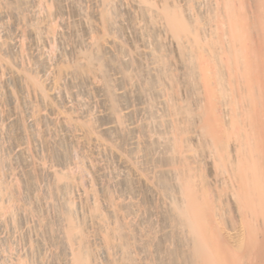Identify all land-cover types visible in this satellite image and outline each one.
Returning a JSON list of instances; mask_svg holds the SVG:
<instances>
[{
    "label": "bare ground",
    "instance_id": "6f19581e",
    "mask_svg": "<svg viewBox=\"0 0 264 264\" xmlns=\"http://www.w3.org/2000/svg\"><path fill=\"white\" fill-rule=\"evenodd\" d=\"M41 1L0 0L1 22L19 33L0 39V62L13 79L3 96L9 138L23 149L19 175L32 191L42 172L66 196L61 233L50 226L56 255L65 264H264V0H44L40 18ZM56 34L60 52L44 57L35 46ZM19 36L32 66L17 62ZM24 116L45 146L36 167L24 154ZM76 149L90 161L76 162L78 172L94 181L82 216L71 197ZM3 180L10 218L1 212L0 228L14 231L15 180Z\"/></svg>",
    "mask_w": 264,
    "mask_h": 264
},
{
    "label": "rangeland",
    "instance_id": "374dc122",
    "mask_svg": "<svg viewBox=\"0 0 264 264\" xmlns=\"http://www.w3.org/2000/svg\"><path fill=\"white\" fill-rule=\"evenodd\" d=\"M43 2V3H42ZM48 2H49V0H48ZM38 4H40V3H38ZM40 5H42V6H40ZM40 5H38V7L36 6V8H37V10H39V11H37V10H35V12H37V15H36V13H35V15L37 16V17H43V16H45L46 14H47V12L46 11H48L47 10V6H45L46 4H45V1L43 0V1H41V4ZM40 6V7H39ZM44 7V8H43ZM39 8V9H38ZM41 11H42V13H41ZM38 12H40V15L38 14ZM46 12V13H45ZM45 14V15H44ZM39 15V16H38ZM65 16H67V15H65ZM68 17V16H67ZM67 17H65V19L67 18ZM64 19V20H65ZM70 19V18H69ZM68 18L66 19L67 21L69 20ZM5 20H7V18H5ZM4 19H3V21H5ZM56 20V19H55ZM61 20V19H60ZM58 18H57V21L56 22H58V21H60ZM6 22H8V20L7 21H5V22H3L5 25H2L1 26V24H3L2 22H1V19H0V39H3V40H5L6 39V36H9V38H11L12 37V34L11 33H14L13 35H19V33H16L15 31H16V29H14L13 28V25H12V23H11V21L9 20V22L8 23H6ZM60 22H62V21H60ZM60 22H58V24H59V26L63 29V27L64 26H62V24L63 23H60ZM10 23H11V25H12V27H10L11 25H10ZM4 26H6L8 29H9V31H7V28H5ZM58 26V31H60L61 29H60V27ZM5 28V29H4ZM60 29V30H59ZM6 30V31H5ZM15 30V31H14ZM10 31H12L11 33H10ZM14 31V32H13ZM20 32V35H21V31L20 30H17V32ZM5 32H7L5 35L3 34V33H5ZM16 35H15V37H16ZM22 36H23V33H22ZM54 36V39L52 38V36L50 37V38H48V40H47V45H46V43H45V47H44V43L42 42V44H41V42L39 43L41 46H43V47H41L40 45H39V47H41L40 48V50L38 49V43H36V45L37 46H35V44H33V46H35L36 47V50H38L39 52L41 51V49H42V51H41V53H42V55L44 56V57H53L55 54H56V52L58 53V52H60V43L58 42V39H57V34L56 35H53ZM55 36H56V38H55ZM4 37H5V39H4ZM24 37V36H23ZM8 38V37H7ZM53 39L52 41L54 42V40H57L55 43H53V42H50L51 40L50 39ZM13 39V38H12ZM12 39H7V40H12ZM19 39H22L23 41L22 42H27L28 41V38H27V36H26V40H25V38H20V36H19V38H18V40ZM2 40V41H3ZM13 40H15V42L13 41ZM12 41H13V43L15 44V49L17 50V45H18V47H20L19 46V44L21 45V40L19 41V42H21V43H19V42H16V41H18L17 40V38L15 39H13ZM30 41V40H29ZM49 42V43H48ZM58 42V43H57ZM19 43V44H18ZM50 43H52V45L50 44ZM23 44H25V43H23ZM22 44V46H25L24 48L22 47V49H21V47L20 48H18V49H21V50H17L18 51V53H19V55L21 54V59L19 58V57H17V58H19V59H17V62L18 63H20V65H28L27 63H28V61L30 62V61H32V59L31 58H28V53L30 52L29 51V49H27L28 48V46L29 45H27V44H29V42H27L25 45H23ZM53 44H54V47H53ZM26 46H27V48H26ZM58 46V47H57ZM26 48V49H25ZM46 48V50H43V49H45ZM57 48V49H56ZM24 49V51L26 50L27 52L25 53H23L22 52V50ZM35 49V48H34ZM52 49V50H51ZM5 50V49H4ZM53 51H55V52H52ZM44 53V54H43ZM48 53V54H47ZM22 54H23V56H22ZM47 54V55H46ZM50 54H52V56L50 55ZM9 55H10V53H9ZM46 55V56H45ZM22 57H24V59L22 58ZM7 58V57H6ZM11 58V56H9V58L8 59H10ZM13 58V57H12ZM50 58H48V59H50ZM31 59V60H30ZM11 60V59H10ZM21 60V61H20ZM23 61V62H22ZM25 61V62H24ZM12 61H10V63H11ZM5 62H0V98H2V99H0V159H2L1 161L2 162H4V161H6L7 162V164L5 163V164H3L1 161H0V166H1V168H0V181L1 180H3L4 178H7V180L9 181L10 179L11 180H15V186H13L14 188H16V189H14L13 187H11V188H13L14 190H12V193L13 194H15L14 195V197H15V200H14V206H15V208L17 209V207H18V209H17V211H18V220L17 221H19V223L17 222V224H18V226L19 227H16V229L13 231L12 229H8V231L10 230V231H13L12 233H10V236H9V238H10V240L8 241L9 243H12L13 245H10L8 242H6V243H3V241L1 242V236L2 237H5L6 236V234L7 235H9L8 233L10 232H8V231H6L7 229L5 228V227H3V228H0V242L2 243L1 245H0V254L2 255V257L4 256L5 258H3L6 262H4L5 264H57L58 263V261L60 262H62V263H64V261H62V259L60 258V257H58V255H56V252L58 251V249L56 248V245L55 244H51V243H53L52 241H51V239H50V236L49 235H51L50 234V230H51V228L52 227H54L55 228V230H56V232L58 231V233L60 232L61 233V230H62V227L60 226L61 225V222L60 221H58V220H60V217H59V213H58V209L60 208H58L57 207V205L58 206H60V202H62V201H64V199H63V197L65 198L66 196L64 195L65 193H60V191L59 190H57V193H55L56 192V190H52V188H51V185H50V183H51V179H50V177H48L46 174L44 175V173H42V172H36V175H35V177H36V179H35V181H36V186L35 187H38V188H34V189H39L38 191L37 190H32V191H30V190H28V188L27 187H25V184H24V181H23V175H22V173L19 175V173L20 172H22V169H23V166L21 165L22 163H21V157H20V151L21 150H23V149H21L20 148V145H17V144H15V143H13L12 142V139H11V137L9 138V132H8V129H7V123L9 122V120L7 119V117H6V110H5V108H6V97L5 96H3V95H5L4 93H5V82H13V79L12 78H9L10 80L8 81V76H10L9 74H8V70H4V69H2V68H5V67H7V65L5 66V65H3ZM6 64V63H5ZM15 63H14V61H13V65H14ZM30 65H31V63H29ZM33 64V63H32ZM12 65V64H11ZM30 65H28V67L30 66ZM5 66V67H4ZM32 66V65H31ZM8 69V68H7ZM4 71V72H3ZM8 75V76H7ZM5 76V77H4ZM3 77V78H2ZM6 80H5V79ZM11 79H12V81H11ZM10 84H12V83H10ZM3 85V86H2ZM3 87V88H2ZM3 90V91H2ZM33 90H32V92H31V90L29 91V94H30V97H32L33 96V98L35 99V95H33ZM35 94V93H34ZM69 97V96H68ZM67 97V98H68ZM66 98V99H67ZM70 98V97H69ZM71 99V98H70ZM69 99V100H70ZM33 100V99H32ZM68 100V99H67ZM4 104H5V106H4ZM4 106V107H3ZM2 110V111H1ZM2 114V115H1ZM5 116V117H4ZM4 117V118H3ZM27 118V119H26ZM6 119V120H5ZM25 119V120H24ZM7 120H8V122H7ZM23 120L25 121V123H26V125L28 126H25L26 128H30L29 129V132H27V133H30V135L28 134V136H27V134H25V136H27V138H24V143H27L28 144V146L30 147H28L27 148V144L25 145H23L24 147L23 148H25V152H24V154L25 155H27L28 157H30L29 158V161H31L30 162V165L32 164V166L33 165H35L34 167H36L37 166V164L38 165H40L41 163L40 162H42V161H40V160H43L42 159V156L43 155H45L46 153H44L45 151H43V150H45V149H43V148H45V146L42 148V146H43V142L41 141V140H39L38 142H37V140H34L33 138L31 139V132L32 131H34L35 129L34 128H36V126L35 125H33V120L31 119V117H28V116H24V118H23ZM23 121V122H24ZM4 123V124H3ZM25 123H24V125H25ZM3 125V126H2ZM33 125V126H32ZM2 127H6V129L5 128H2ZM2 129V130H1ZM34 129V130H33ZM27 130V129H26ZM31 131V132H30ZM11 136V135H10ZM31 136V137H30ZM28 138H29V140H28ZM25 139H27L28 140V142H25V141H27V140H25ZM31 139V140H30ZM36 141V142H35ZM12 142V143H11ZM32 142V143H31ZM7 143V144H6ZM10 144V145H9ZM13 144V145H12ZM22 145H21V147H22ZM32 145H33V147H32ZM14 146V147H13ZM11 147V148H10ZM41 147V148H40ZM5 148V149H4ZM26 148H27V150H28V152H27V150H26ZM8 149V150H7ZM14 149V150H13ZM18 149H19V151H18ZM16 150V151H15ZM32 152H31V151ZM39 150V151H38ZM14 151V152H13ZM74 151V152H73ZM77 151V152H76ZM10 152H12V153H10ZM28 153L30 154V155H28ZM34 155H33V154ZM70 154H72V156H70L71 158V160H70V163H74V165L72 166V164H71V166L74 168L76 165H78V164H80L81 163V161H83L82 163H81V165L80 166H82V165H84L85 167H88L89 165H87L88 163H90V161H89V158H87L88 159V162H87V164L85 163L86 162V158H80V152L78 151V149H76V150H71V153ZM14 155H16V156H14ZM18 155V156H17ZM5 156H7L8 157V159L5 157ZM11 156V157H10ZM32 156H34V157H32ZM38 156V157H37ZM14 157V158H13ZM78 157H79V159H78ZM15 158H16V160H15ZM36 158V159H35ZM49 159V160H48ZM75 159V160H74ZM14 160V161H13ZM34 160V161H33ZM50 158H48L47 157V159H46V163H45V165L47 166L48 164V167H54L55 166V164L53 165L52 163H54L52 160L50 161ZM72 161V162H71ZM80 161V162H79ZM78 163V164H75V163ZM12 163V164H11ZM40 163V164H39ZM8 164H9V166H8ZM52 166H51V165ZM4 165H6V166H4ZM3 166V167H2ZM83 166V168L81 167V169H80V173L78 172V169H77V167L78 166H76L75 168H74V170H76V172L74 171V175L76 176V180L75 181H77V182H81L80 184H77V182L75 183L77 186H75L74 184H73V188H71L70 190L72 191V193H74V194H72V196L71 197H74L73 199H74V201L75 200H77V201H75V203H76V206H77V211H79L78 212V214L81 212L82 214L84 213V214H88V213H86V212H84V210L86 211V210H88V209H86V208H88V207H86L87 206V204L86 205H84V207H85V209L82 207V199H83V197H85V199H87V201H88V198H89V202L91 201L92 202V197L91 196H88V195H86L88 192H89V189H90V180H92L91 178H90V176H91V174L89 173V171H87L88 170V168H85ZM105 166V169L107 168V164H105L104 165ZM111 166V165H110ZM109 165H108V167H109V169L110 170H112V167H110ZM14 169H12V168ZM16 167V168H15ZM5 168V169H4ZM8 168V169H7ZM21 168V169H20ZM59 168V167H58ZM79 168V167H78ZM10 169H11V171H10ZM19 169V170H18ZM83 170H85V171H83ZM108 169H106V171H107ZM110 170H109V172L107 171V173L109 174V176H110ZM5 171V172H4ZM12 171H15V173H12L11 174V172ZM19 171V172H18ZM83 171V174H81V172ZM8 172L10 173V174H8ZM42 173V174H41ZM89 173V174H88ZM15 174V175H14ZM16 174H17V176H18V178H17V176H16ZM3 175V176H2ZM8 175V176H7ZM11 175H14V176H12L11 177ZM43 175V176H42ZM80 175V178L82 179H80L79 180V178H78V176ZM112 175H113V170H112ZM82 176V177H81ZM17 179H16V178ZM21 177V178H20ZM48 177V178H47ZM12 178H15V179H12ZM20 178V179H19ZM19 179V180H18ZM39 179V180H38ZM48 179V180H47ZM5 181H7L6 179H4ZM3 180V181H4ZM18 180V181H17ZM44 181H45V183H44ZM50 181V182H49ZM90 181V182H89ZM93 181V180H92ZM23 182V183H22ZM94 182V181H93ZM21 184V185H20ZM40 184V185H39ZM83 185H84V187H83ZM94 185V184H93ZM20 186V187H19ZM22 186V187H21ZM49 186V187H48ZM87 186V187H86ZM92 186V185H91ZM95 186V185H94ZM45 187V188H44ZM72 187V186H71ZM89 187V189H87ZM22 188V189H21ZM85 188V189H84ZM20 189V190H19ZM86 189L88 190V192L86 191ZM22 190H24V192L22 191ZM26 190V191H25ZM42 190H43V192H42ZM49 190H50V192H49ZM15 191V192H14ZM35 191H37V193H35ZM71 191H69V195H71L70 193H71ZM51 192H52V194H51ZM82 192V193H81ZM87 192V193H86ZM42 193V194H41ZM84 193H86V194H84ZM20 194V195H19ZM44 194H45V196H44ZM50 194H51V196H50ZM40 197V199L41 200H39L38 198V196ZM74 195V196H73ZM86 195V196H85ZM19 196V197H18ZM27 196V197H26ZM36 196L38 197L37 199H38V202H36ZM60 196V197H59ZM88 196V197H87ZM23 197V198H22ZM35 197V198H34ZM3 198V201H4V203L7 205V203L6 202H8V200H6V198H7V195H5V197L4 196H2L1 197V199ZM16 198H18V199H16ZM27 198V199H26ZM60 198V199H59ZM8 199V198H7ZM34 199V200H33ZM85 199L83 200V203H84V201H85ZM6 200V201H5ZM51 200V201H50ZM13 202V201H12ZM42 202V203H41ZM51 202V203H50ZM9 203V202H8ZM17 203H19V204H17ZM21 203V204H20ZM40 203V205H38ZM85 203H86V201H85ZM31 204V205H30ZM49 204V205H48ZM29 205H30V207H29ZM54 206V207H53ZM44 209H43V208ZM53 207V208H52ZM25 208V209H24ZM20 209H22V210H20ZM35 209V210H34ZM53 209V210H52ZM58 210V211H57ZM83 210V211H82ZM6 211H8V212H6ZM5 212H6V214H5V212L3 211V209H0V218L1 217H3V214H4V216L5 217H8V215H9V217L8 218H10V214H8V213H10L9 212V210H6ZM20 211H23V213L22 212H20ZM29 212V213H27V212ZM32 213H31V212ZM36 211V212H35ZM42 211V212H41ZM3 214H2V213ZM25 212V213H24ZM88 212V211H87ZM36 213H37V215H36ZM38 213H40L39 215H38ZM47 213V214H46ZM52 215H51V214ZM79 214V215H81L82 216V214ZM2 214V215H1ZM23 214V215H22ZM41 215V216H40ZM43 215H44V219H46V222L49 224H47V225H42L43 224V222H40L41 221V219H43ZM28 216V217H27ZM80 216V217H81ZM5 217H3V218H5ZM42 217V218H41ZM47 217V218H46ZM79 217V218H80ZM19 218H20V220H19ZM27 218V219H26ZM32 218V219H31ZM50 218V219H49ZM56 219V221H55V219ZM40 219V221H38ZM27 220V221H26ZM1 221H2V219H0V223H1ZM29 221V222H28ZM28 222V223H27ZM59 222H60V225H59ZM26 224V225H25ZM39 225V227H37ZM23 226V227H22ZM46 226V227H45ZM50 226H51V228H50ZM59 227V228H56V227ZM29 227V228H28ZM45 227V228H44ZM60 227H61V229H60ZM20 228V229H19ZM48 228V229H47ZM42 229V230H41ZM53 229V228H52ZM25 230V231H24ZM36 230V231H35ZM49 230V231H48ZM88 230L89 231H91V232H89V235H90V237L92 238V239H95L94 237H96V239H98L97 238V236L98 235H96V236H94L95 234V232L94 231H92L91 229H90V227L88 228ZM3 231V232H2ZM6 231V232H5ZM16 231V232H15ZM21 231V232H20ZM24 231V232H23ZM26 231H27V233H26ZM54 231V230H53ZM15 232V233H14ZM19 232H20V234H21V236H20V234H19ZM23 232V233H22ZM40 232V233H39ZM55 232V231H54ZM5 233V234H4ZM31 233V234H30ZM48 234V235H47ZM94 234V235H93ZM3 235H5V236H3ZM19 235V236H18ZM23 235V236H22ZM30 235V236H29ZM35 235V236H34ZM38 235V236H37ZM39 235H40V237H39ZM16 237V238H15ZM18 237V238H17ZM43 237V238H42ZM49 237V238H48ZM12 239V240H11ZM36 239H37V242H39L38 244H37V242H35L36 241ZM40 239V240H39ZM50 239V240H49ZM95 239V240H96ZM29 240H31V241H29ZM46 240V241H45ZM11 241V242H10ZM50 241V242H49ZM31 242H33V243H31ZM32 244V246H30ZM36 247H35V246ZM2 246H3V248H2ZM27 246H29V247H27ZM55 246V247H54ZM13 247H15V248H13ZM24 247H25V249H24ZM39 247H41V248H39ZM53 247V248H52ZM6 250H5V249ZM12 248V249H11ZM21 248V249H20ZM33 248V249H32ZM10 249V250H9ZM36 249V250H35ZM57 249V250H56ZM12 250V251H11ZM52 250V251H51ZM100 249L98 248V250H97V256L99 257V258H97V260H99V261H103V260H105V258H106V256H107V254H106V252L105 251H103V249H101L100 251H99ZM36 251V252H35ZM56 251V252H55ZM32 252H34V253H32ZM42 253V254H41ZM39 254H41V255H39ZM6 255V256H5ZM9 255V256H8ZM12 255V256H11ZM15 255H17V256H15ZM21 255V256H20ZM25 255V256H24ZM39 255V256H38ZM45 255H46V257H45ZM30 258H28V257ZM44 256V257H43ZM55 256V257H54ZM8 257V258H7ZM18 257H20V259L18 258ZM39 257H41V258H39ZM59 258V260L57 261V259ZM101 257V258H100ZM25 258H27V259H25ZM56 258V259H55ZM7 259V260H6ZM19 259V260H18ZM32 259V260H31ZM101 259V260H100ZM12 260H14V261H12ZM23 260V261H22ZM34 260H35V262H34ZM43 260V261H42ZM55 260V261H54ZM16 261V262H15ZM36 261H37V263H36ZM9 262V263H8ZM24 262V263H23ZM31 262V263H30ZM61 262H60V264H61ZM104 262V261H103ZM102 262V263H103ZM99 263V262H98ZM59 264V263H58ZM65 264V263H64ZM99 264H101V262L99 263Z\"/></svg>",
    "mask_w": 264,
    "mask_h": 264
}]
</instances>
